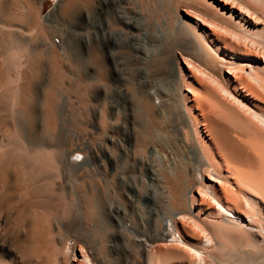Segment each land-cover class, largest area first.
<instances>
[{"label":"bare ground","instance_id":"6f19581e","mask_svg":"<svg viewBox=\"0 0 264 264\" xmlns=\"http://www.w3.org/2000/svg\"><path fill=\"white\" fill-rule=\"evenodd\" d=\"M80 1L57 0L65 12ZM43 4L0 0V264H264V0H169L175 27L153 41L139 18L116 10L153 47L150 54L142 49L136 83L122 77L113 58L121 31L88 12L93 40L82 29L78 39L91 51L92 80L106 77L104 44L117 79L112 95L104 92L114 101L108 114L94 105V142L82 164L72 162L73 151L54 154L44 137L52 103L43 59L51 28L43 22L55 18L39 17ZM10 13L28 29L8 23L3 16ZM81 165L95 176L89 200L74 183L69 191L81 221L102 234L88 250L65 240L64 227L44 226L55 201L48 194L64 205L60 172ZM114 179L149 204V229L137 218L125 223L123 207L110 198ZM102 192L110 195L105 206Z\"/></svg>","mask_w":264,"mask_h":264},{"label":"rangeland","instance_id":"374dc122","mask_svg":"<svg viewBox=\"0 0 264 264\" xmlns=\"http://www.w3.org/2000/svg\"><path fill=\"white\" fill-rule=\"evenodd\" d=\"M4 1L6 2V5L11 2V0H4ZM86 2H87L86 0H85V3L82 1L77 2L74 4L73 7H70L68 12H65L63 10L64 9L63 5L59 6L57 0H54V1L53 0H44L43 7L40 10H38L39 11L38 15L42 19H45L47 17V15H51V17H52V14H53V17L55 18L54 21H52V23L47 22V21L43 22L44 25L49 26V28H51V29H48V32H49L48 33L49 34L48 40L49 41H48V45H46L48 47L45 46L46 56L44 55L45 57H43V59L45 60L44 63H46L45 64L46 68H45L44 72H45V76H46V80H47L46 90H47V93L49 92V95H48L49 101L48 102H49V104L52 103L51 104L52 105V112L50 111L51 109L50 110L48 109L50 111V113H49L50 118L48 119V125L44 126V129H43V132L45 133L44 137H45V140L47 142V145H49L48 148L50 147L49 150L50 151H52V150L56 151L55 153L53 152L56 155L59 153L62 154L63 152L65 153L66 150L73 151V154L70 157H71V159H74V160H72V162H74L76 164H78V163L82 164L83 161L87 157H90L89 152H90V150L92 151L91 144H93L94 139L89 134V130H90V127H89L90 124L89 123H90L91 118H92V112L95 109L94 105L97 103L99 105V108L102 109L103 112L105 111V114H108V112L111 109L110 104H112V102L114 103V101H112L109 98V96L112 95V93H113L112 89L115 87L114 86L115 83L113 82V79L114 80L117 79L116 73L112 72L113 71L112 59H111V57L107 56L108 54L106 52L107 49H106L105 44L102 47H100L98 45L102 51L101 55L103 57L101 55L99 57L101 59H104V62L102 60V66L104 67L103 69H104V73H105L106 77L104 78V80L99 82V84H96V85L94 84L95 80H92V79H94L93 78V76L95 75V73H94L95 68L94 67H96V66L92 62L93 59H92V56L90 54L91 51L87 50L85 48V46L83 45V42L78 39V33L82 29L83 33H86L89 36V38L93 40L92 34H93L94 30L92 27V23L85 18V15L89 12V14H87V15H89V17L91 19H98V17H99L100 20L98 19V21H102L101 23L104 25H107L111 31H115L118 33H119V30L121 31L120 34L121 35L123 34L122 36H120L122 40L119 37L120 40H118V45L116 47H114V50H113V58L117 63L116 67L118 68V66H119L117 71L121 75H124L122 77H126L125 78L126 80H128V79H129V81L131 80L130 81L131 83H134V82L136 83L137 68L143 66V63H142L143 62L142 61V57H143L142 54L143 53L142 52L144 50H142V49H145V51H147L148 54H150L153 47L150 46V43H149V41H147V39H143V35L141 34L143 32L135 31V30H131V29L129 30L124 25V23L119 19L118 15H117L118 12H116V10L118 11V9L119 10L121 9L122 12L127 17H129L131 19H138L139 18L142 21L143 26L147 27V28L146 27L145 28H146L149 36H150L149 39L151 38L150 39L151 41L155 40V37H157L158 35L163 34V33H165V37L167 38V35H169L167 32L169 26L175 27V24L173 23V21L171 22L172 14L170 11L171 10L170 9L171 4H169V0H116L113 3L109 2L106 5L102 4L101 6L97 5V3H95L94 0H90V2L88 1V3H86ZM92 2H93V4H92ZM94 9L96 12H94ZM91 15H92V17H91ZM95 15H96V17L97 16L98 17L96 18ZM4 16H3V18L6 19L8 21V23H11L14 25H20V26H23L24 28L28 29L27 24H25L26 22H22V21L20 22V20L12 18L11 13L4 15ZM117 19H119V20H117ZM144 23H145V25H144ZM129 33H130V35H129ZM131 34L137 35L138 39L137 38L133 39L131 37ZM139 34H141V35H139ZM142 41H144L146 43H144ZM119 42H120V44H119ZM143 45H144V47L146 46V48H144ZM147 48L150 49V52H149V49H147ZM48 49H50V50H48ZM50 51H51V53H50ZM120 69H122V71ZM112 73H114V74H112ZM56 75H58V76H56ZM60 80H62V81H60ZM60 84H62V86ZM95 86H97V87H95ZM96 89L98 92L97 95H96ZM59 90H62V91H59ZM105 91H106L107 95H109V96H107L108 99L105 98V94H104ZM52 96L57 98V100H56L57 102L53 101L54 98H52ZM51 98H52V100H51ZM64 98H67V99L64 101ZM98 99H99V101H98ZM114 99L117 100V98H114ZM54 102H56V103H54ZM154 102H156V104H158V99L154 100ZM32 105H33V102H32ZM109 106H110V108H109ZM127 107H128V105H127ZM120 109H121L120 111L123 110V108H120ZM126 109H129V107ZM127 111H130V109ZM51 117H52V119H51ZM46 133H48V134H46ZM50 134L51 135L53 134L52 137L50 136ZM46 137H47V139H46ZM76 146H78V147H76ZM78 148H80V149H78ZM75 149H78V150L74 151ZM91 169H92L91 166L81 165L79 168H75V170H73V172H65L64 171V173H63L61 171L60 172V175H61L60 179L62 178L61 179L62 183H63V181H65L63 183V184H65L64 185L65 189H64L63 194L65 193L66 190H67L66 193L68 192L67 195L65 193L64 197L62 196V200L64 201V205L60 206V207H62V209H60V207H57L59 205V201H57V198L59 200V196L57 197L55 195V193H53L51 196V193H49L48 194V197H50L49 199H51L53 201L55 200L54 202H52V205H54V206H52V208H51L52 210H51L50 214L44 215V217H45L44 219H46L44 226H51V225L53 226L55 224L54 226L64 227L65 231L67 233L65 240H67V238L69 239V241H71V240L79 241L80 240V242H82V243L84 242L83 244L86 245V250H88L89 248H92L94 246V243H96L95 241H97L98 237H100L102 235L101 229L98 228V226H96L95 223L92 222L91 220H90V222H89V220L88 221L86 220L83 223L82 222L83 220L81 221L80 217H78L79 215L77 213L78 211H77V205H76L77 200L75 201L73 193L71 194L72 188L69 186V183L70 184L74 183L73 185H76V187L79 188V190L83 191V192H81V194H82L85 201L89 200L87 198L90 197V194L92 192L93 184H94L93 179L95 177L93 175ZM67 173L71 174L70 178H69ZM63 174H64L63 177H65L64 180L62 177ZM102 178H105L103 176V173H101L98 176V179H99V182L101 181L100 184L102 183L101 187L104 188L103 185L105 184V182L102 181L103 180ZM108 179H110V178H108ZM146 182H147L146 183L147 185L150 183V181H148V180H146ZM140 185H141V182L138 181V186L140 187ZM86 186H87V188H86ZM110 186L111 187H109L110 188L109 193H111L110 194L111 196L108 195L109 194L108 192H107L108 194L105 193V194H107L106 196L103 192L100 195V197L103 198V199H101L102 205L105 206V204L107 203V202L104 203V201L108 198L107 196H110V198L112 197L111 200L114 203H117L121 207H123L122 212H124V213H122L121 216L124 217V221L126 224H131L132 222L137 221L138 223L140 222V224H141L140 228L144 227L143 229H145V228L149 229L148 222H149V219H151V216H153V214H152L153 211H152V209H150L149 204L145 203L143 200L137 201L138 198L136 199L134 197H131L130 194L128 193V190L126 189V187H124V186L120 187L121 185H119V183L116 179L111 180ZM90 188H91V190H90ZM127 195H128V198H127ZM53 196H54V199L52 198ZM104 198H106V199H104ZM148 210H150V211H148ZM52 211L54 212L53 215L51 214ZM60 211H63V212H60ZM45 213H47V211ZM60 214H61V216H60ZM61 219H62V221H61ZM135 219H136V221H135ZM147 220H148V222H147ZM48 221L51 222V225L48 224L49 223ZM60 221H61V223H60ZM143 222H144V224H142ZM129 227H133V226H129ZM118 229L119 228L117 226L116 227L110 226L106 230L107 231L110 230L109 232H114V231H117ZM107 231H106V234L108 235L109 232L107 233ZM127 234H128V232H127ZM127 236L130 237V235H127ZM109 244L110 243H108V245ZM133 250L135 252L137 251L136 248ZM113 256H115V257H113ZM113 256H112L113 258H116V255H113Z\"/></svg>","mask_w":264,"mask_h":264}]
</instances>
